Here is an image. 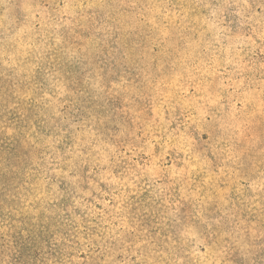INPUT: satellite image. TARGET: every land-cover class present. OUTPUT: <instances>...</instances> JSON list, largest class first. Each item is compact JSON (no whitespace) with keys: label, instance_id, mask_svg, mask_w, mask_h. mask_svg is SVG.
<instances>
[{"label":"rangeland","instance_id":"1","mask_svg":"<svg viewBox=\"0 0 264 264\" xmlns=\"http://www.w3.org/2000/svg\"><path fill=\"white\" fill-rule=\"evenodd\" d=\"M0 264H264V0H0Z\"/></svg>","mask_w":264,"mask_h":264}]
</instances>
